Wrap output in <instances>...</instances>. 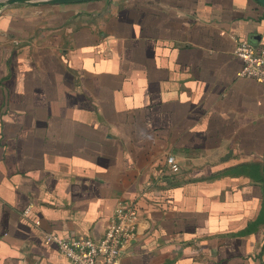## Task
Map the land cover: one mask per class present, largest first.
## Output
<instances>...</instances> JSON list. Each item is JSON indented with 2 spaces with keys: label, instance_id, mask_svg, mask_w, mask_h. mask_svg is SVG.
Masks as SVG:
<instances>
[{
  "label": "crops",
  "instance_id": "obj_1",
  "mask_svg": "<svg viewBox=\"0 0 264 264\" xmlns=\"http://www.w3.org/2000/svg\"><path fill=\"white\" fill-rule=\"evenodd\" d=\"M264 45L254 0L0 12V264H70L46 234L139 224L118 264H264ZM174 158L173 165L167 158Z\"/></svg>",
  "mask_w": 264,
  "mask_h": 264
},
{
  "label": "built area",
  "instance_id": "obj_2",
  "mask_svg": "<svg viewBox=\"0 0 264 264\" xmlns=\"http://www.w3.org/2000/svg\"><path fill=\"white\" fill-rule=\"evenodd\" d=\"M234 56L242 62L239 76L252 79L264 88V45L239 41ZM173 163L174 158L169 156L167 164ZM138 224L135 206L118 202L99 240L88 237L63 240L53 234H46L45 239L54 243L59 255L70 264H118L125 247L135 237Z\"/></svg>",
  "mask_w": 264,
  "mask_h": 264
},
{
  "label": "water",
  "instance_id": "obj_3",
  "mask_svg": "<svg viewBox=\"0 0 264 264\" xmlns=\"http://www.w3.org/2000/svg\"><path fill=\"white\" fill-rule=\"evenodd\" d=\"M102 0H0V12L5 8L19 5L30 6H54V5H66V4H79L87 2H95ZM258 4L264 7V0H254Z\"/></svg>",
  "mask_w": 264,
  "mask_h": 264
}]
</instances>
